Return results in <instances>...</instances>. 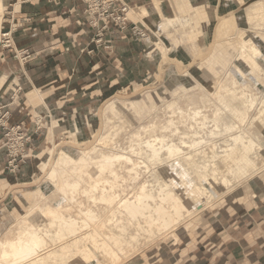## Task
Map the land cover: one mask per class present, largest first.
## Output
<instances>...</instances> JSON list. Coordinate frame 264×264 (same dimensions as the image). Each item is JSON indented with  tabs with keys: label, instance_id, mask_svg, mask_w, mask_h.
I'll use <instances>...</instances> for the list:
<instances>
[{
	"label": "rangeland",
	"instance_id": "obj_1",
	"mask_svg": "<svg viewBox=\"0 0 264 264\" xmlns=\"http://www.w3.org/2000/svg\"><path fill=\"white\" fill-rule=\"evenodd\" d=\"M190 1L205 2L206 26L200 33L204 40L200 46L193 41L197 36L193 32L201 30L194 26L183 28V23L178 21L181 16L177 15L176 21L175 18L172 20L182 23L181 26L162 31L178 33V39L160 35L162 45L168 46V50L156 53L162 60L149 57L150 72L132 85L109 92L90 108L72 110L67 116H53L61 119V124L55 123L58 127L48 128L50 118L36 114L39 134L36 139L33 137L35 148L27 151L22 175L13 176L10 185L0 191V242L16 239L26 225H30V218L43 211L41 217L38 215V221L42 223L39 231L41 229L48 249H54L56 245L52 238L59 221L50 211L81 220L84 217L80 211L94 209L100 233L109 236L117 233L126 241L136 237L131 240V246L122 247V259L117 264L129 260L173 264L204 255L209 258L215 249L213 245L220 242L217 250L225 255L230 242L236 244L233 238L238 239L231 236L233 230L253 228L248 215L254 202L264 194V15L261 19L249 20L246 14L248 7L259 0ZM7 9L10 12L9 6ZM7 12H4L1 30L8 28L10 16ZM231 15L232 19L217 27L219 37L229 38L218 40L215 35L217 23ZM155 29L156 26L149 37L153 47L154 41L158 40ZM242 40L249 42L256 51L242 47ZM109 103L114 109L108 121L104 109ZM195 113L199 115L198 121ZM102 134L103 142L97 143ZM236 135L242 136L245 143L251 142L248 157L253 161L246 167L244 175H236L238 177L234 176V171L226 170L222 157L216 156L230 152L231 146L236 150L240 148V143H237L239 146L234 143ZM150 144L160 150L158 160L150 157ZM50 149L47 165L39 170L35 166L36 155L43 156ZM61 150L73 160L81 159L84 151V160L78 164L66 162L57 177L50 178L54 159ZM106 157H110L111 162L104 160ZM100 164L104 166L100 167ZM213 165L218 171H212ZM203 171L208 174L207 180L202 177ZM224 177L232 184H224ZM95 182L98 184L94 187ZM192 183L206 190V194L210 192L211 199L196 204L189 213L184 210L178 222L165 231L159 222L151 224L148 218L139 217L138 224L137 218L132 219L118 204L119 198L134 199L144 186L145 191L155 197L154 201H148L154 206L165 197L161 189L168 187L171 191L175 187L171 192L177 193ZM86 190H89L88 194ZM102 193L113 196L111 202L106 197L99 201ZM162 204L171 207L169 199ZM112 213L115 215L111 217ZM94 222L91 221L90 226ZM115 225L121 227V231ZM46 252L41 251L40 256ZM100 253L96 254L97 262L108 264L109 256ZM45 261L44 264H55L49 257ZM0 263L4 264V261L0 259Z\"/></svg>",
	"mask_w": 264,
	"mask_h": 264
},
{
	"label": "crops",
	"instance_id": "obj_2",
	"mask_svg": "<svg viewBox=\"0 0 264 264\" xmlns=\"http://www.w3.org/2000/svg\"><path fill=\"white\" fill-rule=\"evenodd\" d=\"M123 1L131 8L130 20L150 31L156 26L154 35L160 39L163 36L178 39V33L163 32L164 28L159 27L163 18L173 19L178 15L191 18L194 29L201 30L193 32L197 34L193 41L196 40L198 46L204 41L200 35L206 26L204 1ZM221 1L226 0H219V3ZM7 6L11 8L10 12H7ZM7 6L3 17L4 12L10 16L7 25L13 29V47H0L1 112L8 111L9 126L20 123L32 138L36 139L39 134L35 131L38 127L36 114L50 118L48 128L58 127L55 123L61 124V119L53 116H67L72 110L92 107L109 92L127 88L140 76L149 73L152 68L149 57L162 60L160 55L150 51L153 47L150 39H141L130 25L120 29L111 24L104 32L105 43L111 45V50L82 51L92 45L94 28L90 26L89 18L83 15L84 5L80 0H9ZM231 17L222 18L217 23L215 35L218 40L229 38L219 37L217 27ZM24 49L29 53L27 58H23L20 52ZM2 136L0 127V139ZM5 160L4 151L0 149V191L10 185L13 177L3 169ZM248 216L253 228L233 230L231 236L239 240L233 238L236 244L230 242L225 255L217 250L220 242L213 245L215 249L209 258L204 255L173 264H264V194L254 202ZM125 264L144 262L129 260Z\"/></svg>",
	"mask_w": 264,
	"mask_h": 264
},
{
	"label": "bare ground",
	"instance_id": "obj_3",
	"mask_svg": "<svg viewBox=\"0 0 264 264\" xmlns=\"http://www.w3.org/2000/svg\"><path fill=\"white\" fill-rule=\"evenodd\" d=\"M8 3H9V0H8ZM6 5H7V0H0V40H1V34L3 32V31H1V21H2V18H3V10L5 9ZM246 14H247L249 20H252V19H255V18L259 19V17L261 15L263 16L264 15V0L263 1L259 0L258 2H254L251 6L248 7V9L246 11ZM261 17H260V19H261ZM176 19L177 18L175 17V21H176ZM178 21L183 23V28L188 27V29H189V28L194 26L193 20L191 18H189V17L185 18V17L181 16V17L178 18ZM182 23L174 22L172 20V18L171 19L163 18L160 21V23H159V27L161 29L162 28L165 29L167 27H170V29L171 28H178V26L180 27ZM228 24H229V22H228ZM183 28H182V30H183ZM219 30H220V28H219ZM182 35H183V33H182ZM157 39H158L157 41H154L155 46L152 47L151 51L153 53H159L160 51L168 50V48H167L168 46L165 47L164 45H162V40L158 36H157ZM241 45H242V47H246V46L250 47L249 46V42H246V40H242ZM250 48H251L252 52L256 51L255 47L251 46ZM252 104L253 103H251V105ZM113 109H114V105L111 104V103H109L106 106V108L104 109V116L106 117L107 120L110 119V115L109 114H110L111 110H113ZM194 117L197 119L199 117V115L197 113H195ZM197 121H198V119H197ZM103 136L104 135L102 134V136L99 137L100 140L97 141V143L98 142L99 143L103 142V140H104ZM242 138L243 137L239 136V135H236L234 137V143H236V145H237V143L241 144L240 148H238L237 150L235 149V147L232 148V146H231V148H230L231 151L230 152H228V153L227 152L226 153L222 152V153H225L223 155H216L215 154L217 157L220 156V157L223 158V159L222 158L221 159H222V163L224 164V167L226 168V170L231 171V173L235 172L234 176H236V175H238V176L239 175H244L246 167L247 166L248 167L251 166V162H253L248 157V153L251 150V142H250V144H249V142L245 143ZM161 140H162V138H161ZM151 145L152 144H150V149L152 147V154H151L150 157H152L153 159H157L158 160V158H159V156H158L159 153L158 152L160 150L154 148ZM192 145L194 146L195 144L192 143ZM209 146H211V145H209ZM237 146H239V145H237ZM148 147H149V145H148ZM160 149H162V148L160 147ZM171 151H173V150L170 149V151H169L170 155L172 154ZM206 151H207V149H206ZM83 153L85 154V152L84 151L82 152V156H81L82 158L81 159L78 158V160H73L72 157H69L64 151L61 150L60 153L54 159V162H53V165H52V169H51V171L49 173V177L50 178L51 177H54V178L57 177V175L59 174V171L63 170L65 168V165H67L66 162L71 161L74 164H78L79 161H81V160L83 161L84 160L83 159L84 158L83 157V155H84ZM222 153H220V154H222ZM50 155H51V149L47 150V152L43 156L36 155L35 166L39 170H42L47 165L48 160L50 158ZM213 155H214V153H213ZM104 160H108V161L111 162V158L110 157H106ZM127 160L129 161L130 159L128 158ZM103 166L104 165L100 164V167H103ZM213 166H214V168L212 169V171L214 172L217 169L215 168V165H213ZM252 166H254V164ZM219 171H221V168H220ZM203 173H204V171H203ZM238 176H236V177H238ZM202 177L204 179H206V180L209 178L208 174H206V173L202 174ZM210 178H211V176H210ZM96 182L93 183L94 187L98 184ZM222 182L224 184H232L231 180H228L226 177H224L222 179ZM193 183L188 185L189 187L186 190H184V191L179 190L180 192H177V193H175L176 191L175 192H171V191H174L175 187L172 188L173 190H171V191H169L167 189L168 187L166 188L165 186H164L165 188L162 187L163 189L160 188L161 191L164 192V194H165L164 195L165 197L161 198L162 202L164 200H166V199H169L171 201V207L170 208H166L162 204V202L158 203V204H155L154 206H151V204L148 201L150 199L154 201L153 198H155V197H153L152 193L146 192L144 186H142L140 192L138 194H136L134 199L131 200V199H128V198H124V199L121 200L119 198V203L118 204H120V206L123 207L125 212L130 217H132V219L133 218L134 219L137 218L138 224H139V221H138L139 217H142L144 219L148 218L150 223L152 222L151 224H154L155 222L156 223L159 222L160 223V227H162L163 231H165V230L169 229L170 227H172L174 224H176L178 222L180 217L183 216V211L184 210H187V212L189 213L188 210H191L192 207L195 206L196 204H198V205H200L201 203L204 204V202L205 201L207 202V200H209V198L211 199V193L210 192L206 194V190H202L201 187L196 186ZM66 185H68V183ZM67 187H69V186H67ZM72 187H73V185H72ZM63 188H64V185H63ZM63 188L61 187V189H63ZM71 189H73V188H71ZM203 189H204V187H203ZM89 190H86V194H88L87 191H89ZM103 191H104V189H103ZM177 191H178V189H177ZM158 193H159V191H158ZM184 194H185V199L183 198ZM100 196H101V199L99 201L104 200V197H106L109 201L111 200V198H113V196L111 197V195L109 196V194H108V196H105V194H103V193L100 194ZM93 197H95V196H93ZM117 198H118V195H117ZM92 200H95V199H92ZM115 209H117V208H115ZM93 210L92 211L91 210H87V211L86 210L85 211L82 210V211H80V209H79V211L82 213V215L84 217L81 220H78L76 218H72L70 216L66 218L63 215H61L59 212L50 211V213H52V215L55 217V219H58V221H59V223H57L58 224V230L55 231L56 233L53 235V238H52V240L54 241L53 244L56 245V248L51 249V250L48 249V246H47L48 244L46 245V241H45L43 235L40 233L41 229L39 231V227L41 226L42 223L40 224V221H38V219L44 214L43 211H39L41 214H39V213L34 214V216H32L30 218V225H26L25 229L21 232V234L16 239L7 240L5 242H0V259L4 261V264H44L45 262H47V261H45L46 257L51 258L52 261L54 259L55 264H107V262L106 263L105 262L104 263L97 262L96 254L101 252V253L109 256L110 260H109L108 264H110V263L111 264H117L119 262V260L122 259L121 256H120V252L123 251V249H124V248L122 249V247L124 245L131 246V240H135L136 237L132 236L131 240L126 241L125 239L123 240V238H124L123 235H121L122 236V239H121V237H119V234L116 235L117 233L116 234H112L111 233L112 235H110V236L107 235L108 233L106 235L100 233L101 231L99 232V230L97 229V227L99 226V221L97 220V216L95 214L96 211H93ZM192 210H194V209H192ZM111 212L115 213L113 210ZM113 213L111 214V217H112V215L116 214V213L115 214H113ZM121 213H123V212H121ZM118 214H120V212ZM38 215H40V217ZM98 219H100V217ZM94 220H95V222L93 224L91 223V225L93 226L92 227V226H90V222L91 221L93 222ZM110 220L111 219H109V221ZM122 221H124V220H122ZM53 222H55V221H53ZM104 224H105V222L103 223V225L102 224L101 225L104 226ZM118 224H120V223H118ZM146 224L149 225V222L146 223ZM155 226H157V224ZM52 227H53V225H52ZM90 227H92V228H90ZM127 227H129V226H127ZM119 229L121 231V227H119ZM150 229H152V228H150ZM158 229H156V230L158 231ZM141 231H144V230L142 229ZM128 232H130V231H128ZM46 234H44V235H46ZM129 236H131V235H129ZM49 237H52V236L50 235ZM64 240H66L65 243H62V241H64ZM56 241H58V243H55ZM136 241H138V239ZM113 246L116 247V249H114ZM44 250H45V252L46 251H48V252H46L45 255L42 254L43 256L42 255L40 256V252L44 251ZM0 264H2V263H0ZM52 264H53V262H52Z\"/></svg>",
	"mask_w": 264,
	"mask_h": 264
},
{
	"label": "built area",
	"instance_id": "obj_4",
	"mask_svg": "<svg viewBox=\"0 0 264 264\" xmlns=\"http://www.w3.org/2000/svg\"><path fill=\"white\" fill-rule=\"evenodd\" d=\"M83 7V15L89 18V24L94 28L91 44L82 49L87 53H91L97 48L111 50V45L106 44L104 40V32L110 29L111 24L117 25L120 29H125L130 25L132 31L136 32L141 39H147L151 35V31L140 28L137 23H133L130 18V6L123 0H80ZM79 22V20H78ZM13 29L9 25L1 34L0 47H13ZM23 58H27L29 53L27 49L21 50ZM2 105L0 104V127L3 130V136L0 139V149L4 151L6 157L3 169L13 176L22 175V167L26 163L28 156L27 151L35 148L34 140L30 133L24 130L20 124H7L9 113L8 111L1 112ZM39 127H36L38 132Z\"/></svg>",
	"mask_w": 264,
	"mask_h": 264
}]
</instances>
